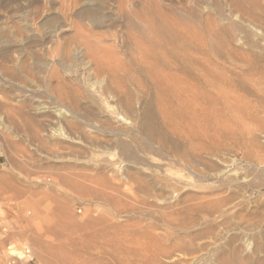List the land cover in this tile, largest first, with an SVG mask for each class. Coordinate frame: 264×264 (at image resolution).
<instances>
[{
	"label": "rangeland",
	"instance_id": "obj_1",
	"mask_svg": "<svg viewBox=\"0 0 264 264\" xmlns=\"http://www.w3.org/2000/svg\"><path fill=\"white\" fill-rule=\"evenodd\" d=\"M116 1L0 0V264H264V0Z\"/></svg>",
	"mask_w": 264,
	"mask_h": 264
},
{
	"label": "bare ground",
	"instance_id": "obj_2",
	"mask_svg": "<svg viewBox=\"0 0 264 264\" xmlns=\"http://www.w3.org/2000/svg\"><path fill=\"white\" fill-rule=\"evenodd\" d=\"M125 0H118V2H117V5H116V10L117 11H119L120 13L121 12H123V11H125V9L127 10V11H125L126 13L128 12L129 13V11L130 10H132V8L131 7H128L127 5H126V3L124 2ZM143 1V0H142ZM126 2H127V0H126ZM145 2V1H144ZM146 2H148L147 0H146ZM145 2V3H146ZM150 2H152V1H150ZM155 2V1H154ZM143 3V2H142ZM233 3H237V2H233ZM150 4V3H149ZM148 4V5H149ZM145 5V4H144ZM155 5V4H154ZM153 5V6H154ZM152 6V7H153ZM89 8V7H88ZM93 8V9H92ZM98 8H101V7H98ZM143 8V7H142ZM86 9H87V7H86ZM83 10V9H82ZM99 10V9H98ZM142 10V9H141ZM148 10V9H147ZM100 11V10H99ZM83 12V11H82ZM81 12V13H82ZM85 12H86V10H85ZM87 12H88V14H90L91 13V15H90V19L93 17V16H95L94 14L96 13L95 12V9H94V7H91V9H88L87 10ZM87 12H86V14H87ZM101 12V11H100ZM116 11H114V13H115ZM133 12V14H134V11L132 10L131 11V13ZM79 13H80V11H79ZM79 13H78V17L80 16L79 15ZM139 13V12H138ZM82 15H83V17L85 16L83 13H82ZM125 15V14H124ZM119 16V15H118ZM56 18L57 16L55 15V16H53V18ZM81 17V16H80ZM128 17V16H127ZM51 18V17H50ZM52 18V19H53ZM58 18V17H57ZM86 20H87V18L86 17H84ZM88 18V20H90ZM102 18V17H101ZM101 18H100V20H101ZM51 19V20H52ZM95 19V18H94ZM47 20V19H46ZM46 20H45V22H46ZM57 20V19H56ZM103 20V19H102ZM101 20V21H102ZM145 20V19H144ZM156 19H154V21H155ZM50 21V20H49ZM54 21V20H53ZM60 21V20H59ZM83 21H85L84 19H83ZM101 21H99V22H101ZM44 22V23H45ZM48 22V21H47ZM62 22V21H61ZM86 22V21H85ZM84 22V24H86ZM91 22H92V20H91ZM59 23V22H58ZM87 23H89L90 24V22H87ZM103 23V22H102ZM101 23V24H102ZM77 24V23H76ZM89 24H88V27H89ZM142 24V23H141ZM62 25H64V24H62ZM126 25V24H125ZM77 26V25H76ZM87 26V25H86ZM130 26V25H129ZM154 26V25H153ZM59 28H60V25L58 26ZM57 27V28H58ZM62 27V26H61ZM83 27H84V25H83ZM83 27H81V28H83ZM91 28V30H92V27H90ZM90 28L89 29H84V31H81L82 32V36L81 37H79L80 38V40H78L79 42H78V45H79V43H83V44H81V45H84L85 46V48L87 49V51H88V53L89 54H91V55H93L92 53H93V51L92 50H94V48L96 49V46H95V44H90V42H89V39L91 38V36L93 35L92 34V31L90 30ZM77 29V28H76ZM79 29H80V27H79ZM18 30V29H17ZM59 31V30H58ZM155 31V30H154ZM20 32V31H19ZM56 32V31H55ZM75 32H76V30H75ZM80 32V31H79ZM98 32V31H97ZM100 32V31H99ZM76 33H78V32H76ZM101 33V32H100ZM104 33V32H103ZM102 33V34H103ZM129 33V32H128ZM158 34V33H157ZM157 34L155 35V36H157ZM49 35H51V33L49 34ZM68 35V34H67ZM71 35V34H70ZM78 35V34H77ZM80 35V34H79ZM78 35V36H79ZM105 35V34H104ZM103 35V36H104ZM126 35V34H125ZM129 35V34H128ZM127 35V36H128ZM131 35V34H130ZM162 35H164V34H162ZM66 36V35H65ZM93 36H99V35H93ZM68 37H70V36H68ZM73 37V36H72ZM73 38H76V37H73ZM127 38V37H126ZM144 38V37H143ZM147 38V37H146ZM162 38H164L165 40H167V37L165 38V36L164 37H162ZM65 39H67L66 37H65ZM101 39V38H100ZM128 39V38H127ZM132 39V38H131ZM134 39V38H133ZM148 39V38H147ZM151 39H154L153 37L151 38ZM164 39H162V40H164ZM169 39H170V37H169ZM67 40H69V38L67 39ZM67 40H66V42H67ZM74 40H76V39H74ZM73 40V41H74ZM96 40V39H95ZM102 40H103V38H102ZM161 40V41H162ZM164 40V41H165ZM72 41V42H73ZM77 41V40H76ZM92 41V43L93 42H96V41H94V40H91ZM138 41V40H137ZM155 41V40H154ZM169 42H170V40H169ZM62 43V42H61ZM68 43V42H67ZM119 43V42H118ZM121 43V42H120ZM123 43V42H122ZM151 43V42H150ZM168 43V42H167ZM171 43V42H170ZM173 44V43H172ZM59 45V44H58ZM61 45V44H60ZM166 45V44H165ZM169 45V44H168ZM167 45V46H168ZM174 45V44H173ZM173 45H170V46H173ZM65 46V45H64ZM63 46V47H64ZM80 46V45H79ZM91 46H92V49H91ZM160 46V45H159ZM63 47H61L62 49H63ZM67 47V46H66ZM174 47H176V46H174ZM54 48V47H53ZM52 48V49H53ZM56 48V47H55ZM58 49H59V47H57ZM102 48V47H101ZM108 48H110V47H108ZM160 48V47H159ZM171 48H173V47H171ZM51 49V50H52ZM58 49H56V50H58ZM79 49H82L81 47L79 48ZM103 49V48H102ZM54 51V49L52 50V53L53 52H55V53H57V51ZM66 50V49H65ZM68 50V49H67ZM114 50V49H113ZM61 51V50H60ZM60 51L58 50V52L60 53ZM70 50H68V52H69ZM83 51V50H82ZM170 51V50H169ZM178 51V50H177ZM104 52V51H103ZM113 52V51H112ZM175 52V51H174ZM54 53V54H55ZM58 53V54H59ZM106 53V52H105ZM164 53V52H163ZM61 54V53H60ZM77 54V53H76ZM146 54V53H145ZM86 55V54H85ZM137 55V54H136ZM140 55V54H139ZM57 56V55H56ZM63 56H65L64 54H63ZM67 56V55H66ZM90 56V55H89ZM103 56V55H102ZM115 56V55H114ZM164 56V55H163ZM180 56V55H179ZM81 57V56H80ZM100 57V56H99ZM98 57V58H99ZM174 57V56H173ZM172 57V58H173ZM87 58H88V55H87ZM86 58V59H87ZM93 58H95V57H93ZM110 58V57H109ZM61 62H63V57H61ZM90 59H91V57H90ZM90 59H87V60H90ZM97 59V58H96ZM108 59V58H107ZM166 59V58H165ZM59 60V59H58ZM81 60V59H80ZM83 60H84V58H83ZM101 60V59H100ZM26 61V60H25ZM25 61H24V63H25ZM37 61V60H36ZM45 61V60H44ZM43 61V62H44ZM82 61V60H81ZM91 61V60H90ZM93 61H94V59H93ZM109 61V60H108ZM107 61V62H108ZM120 61H122V60H120ZM175 61H177L176 59H175ZM174 61V62H175ZM95 62V61H94ZM97 62V61H96ZM22 63V62H21ZM35 63V62H34ZM44 63H46V65L47 64H49V63H47L46 61L44 62ZM88 63V62H87ZM90 63V62H89ZM110 63V62H109ZM181 63V62H180ZM192 63V62H191ZM64 64V63H63ZM125 64V63H124ZM123 64V65H124ZM172 64V63H171ZM178 64V63H177ZM21 65H27V61H26V63L25 64H21ZM38 65H40V63H38ZM107 65V64H106ZM109 65V64H108ZM121 66H122V64H120ZM174 65V64H173ZM180 65V64H179ZM197 66H200V65H198V63L196 64ZM29 66H32V65H30L29 64ZM42 66V65H41ZM43 66H45V64L43 65ZM6 67V66H5ZM19 67H22V66H19ZM23 67H25V66H23ZM22 67V68H23ZM119 67V66H118ZM124 67V66H123ZM168 67V66H167ZM8 68V67H7ZM10 68V67H9ZM26 68H27V66H26ZM37 68H40V66L39 67H37ZM46 68V67H45ZM48 68V67H47ZM104 68H107V67H104ZM120 68V67H119ZM126 68V67H125ZM183 68V67H182ZM187 68V67H186ZM12 69V68H11ZM25 69V68H24ZM41 69V68H40ZM43 69H44V67H43ZM99 68H97V70H98ZM127 69V68H126ZM184 69V68H183ZM23 70V69H22ZM28 70V69H27ZM26 70V73H25V75H27V77H28V73L27 72H29V70L27 71ZM38 70V69H37ZM103 70V69H102ZM106 70H108V69H105V71ZM110 70V69H109ZM188 70V69H187ZM14 71V70H13ZM16 71V70H15ZM24 72H25V70H23ZM22 71V72H23ZM39 71H41L42 72V69L41 70H39ZM56 71V70H55ZM104 71V72H105ZM112 71H114L113 69H112ZM117 71V70H116ZM126 71V70H125ZM183 71V70H182ZM54 72V68H53V70H50L49 69V75L50 76H52L53 77V74H55V73H53ZM108 71H106V73H107ZM122 72V71H121ZM124 72V71H123ZM57 73V72H56ZM101 73V72H100ZM12 74V73H11ZM13 74H15V73H13ZM24 74V73H23ZM43 74V73H42ZM116 74V73H115ZM126 74V73H125ZM163 74V73H162ZM98 76H101V74L99 75V74H97ZM106 75V74H105ZM29 76H30V73H29ZM110 76H111V74H110ZM166 76H167V74H166ZM169 76V75H168ZM167 76V77H168ZM174 76V75H173ZM48 77V76H47ZM115 77H116V75H115ZM160 77V76H159ZM172 77V76H171ZM171 77H170V79H171ZM189 77V76H188ZM198 77V76H197ZM166 78V77H165ZM186 78V77H185ZM116 79H118V77L116 78ZM120 79V78H119ZM163 79V78H162ZM168 79V78H167ZM192 79V78H191ZM98 80V79H97ZM111 80H113V79H111ZM123 80H125V79H123ZM131 79H129L128 80V78H127V81H130ZM173 80V79H172ZM177 80V79H176ZM175 80V81H176ZM100 81H102V80H100ZM120 81H121V79H120ZM168 81V80H167ZM192 81V80H191ZM111 82H113V81H111ZM125 82V81H124ZM182 82V81H181ZM241 82V81H240ZM105 83H108V82H105ZM119 83V82H118ZM120 83H122V81L120 82ZM130 83H131V81H130ZM165 83V82H164ZM180 83V82H179ZM194 83H195V81H194ZM245 83V82H244ZM97 84V83H96ZM112 84H115V83H112ZM169 84V83H168ZM190 84V83H189ZM124 85V84H123ZM170 85V84H169ZM172 85V84H171ZM118 86V85H117ZM161 86V85H160ZM159 86V87H160ZM180 86V85H179ZM179 86L177 87V88H179ZM189 86V85H188ZM211 86V85H210ZM238 86V85H237ZM103 87V86H102ZM101 87V88H102ZM164 87V86H163ZM168 87V86H167ZM192 87V86H191ZM194 87V86H193ZM231 87V86H230ZM176 88V87H175ZM214 88V87H213ZM103 89V92H108V93H110V94H108V95H113V96H118L119 95V93H121L123 90L120 88V87H104V88H102ZM126 89V88H125ZM127 89H128V87H127ZM126 89V90H127ZM169 89V88H168ZM186 89H187V87H186ZM215 89V88H214ZM80 90V89H79ZM99 90H100V86H99ZM125 90V91H126ZM167 90V89H166ZM176 90V89H175ZM205 91V90H204ZM213 91V90H212ZM77 92H79V91H77ZM128 92V91H127ZM169 92V91H168ZM194 92V91H193ZM200 92V91H199ZM215 92V91H214ZM218 93H219V96H218V99L216 100V102H217V104L218 103H220V104H218L219 105V110L218 111H220V112H222L224 115H226V114H228V113H231V112H234L235 110H236V107H237V103H238V99L233 95V92L231 93V92H229V91H225V90H223V89H220V90H218L217 91ZM174 93V92H173ZM195 93V92H194ZM212 93V92H211ZM103 94V93H102ZM122 94V93H121ZM170 95H172L171 93H169ZM180 94H182V93H180ZM199 94V93H198ZM210 94V93H209ZM214 94V93H213ZM217 94V93H216ZM215 94V95H216ZM124 95V94H123ZM126 95V94H125ZM177 95V94H176ZM218 95V94H217ZM184 96V95H183ZM196 96H197V94H196ZM204 96V95H203ZM176 97L177 96H175V100H176ZM191 97V96H190ZM210 97H211V95H210ZM173 98V97H172ZM188 98H189V96H188ZM117 100H118V98H116ZM120 99V98H119ZM174 99V98H173ZM199 99V98H198ZM189 100H191V99H189ZM210 101V100H209ZM120 102V101H119ZM169 102V101H168ZM184 102V101H183ZM191 102V101H190ZM197 102V101H196ZM193 103V102H192ZM181 104V103H180ZM183 104V103H182ZM199 104V103H198ZM206 104V103H205ZM212 104V103H211ZM251 104V103H250ZM171 105V104H170ZM188 105V104H187ZM200 105V104H199ZM204 105V104H203ZM190 106H191V103H190ZM194 106V105H193ZM206 107V106H205ZM199 108H200V106H199ZM203 107L201 106V109H202ZM250 108V107H249ZM263 108V107H262ZM194 109V108H193ZM203 110V109H202ZM206 110H207V108H206ZM209 110V109H208ZM211 110L212 109H210V111L209 112H211ZM214 110V109H213ZM212 110V111H213ZM240 110V109H239ZM238 110V111H239ZM201 111V110H200ZM205 111V110H204ZM192 112H193V110H192ZM189 113V112H188ZM189 114H191V113H189ZM208 115H209V113H207ZM213 114V113H212ZM216 114V113H215ZM214 114V115H215ZM195 115H197V114H195ZM194 115V116H195ZM199 115V114H198ZM222 115V114H221ZM193 117V116H192ZM214 117V116H213ZM31 118V117H30ZM192 119H197V118H192ZM203 119V118H202ZM200 121V120H199ZM193 136V135H192ZM196 139V138H195ZM203 147H204V145H203ZM199 152V151H198ZM124 154V153H123ZM192 155V154H191ZM176 158H177V155L175 156ZM174 157V158H175ZM179 157V156H178ZM185 157V156H184ZM173 158V159H174ZM182 158V157H181ZM180 158V159H181ZM187 160V159H186ZM175 161H177V160H175ZM174 161V162H175ZM135 167H136V165H135ZM71 168V167H70ZM162 169V168H161ZM100 173V172H99ZM160 173V172H159ZM153 174V173H152ZM108 175V174H107ZM151 175V174H150ZM154 175V174H153ZM152 176V175H151ZM158 176V175H157ZM119 177V176H118ZM125 179H127V180H129V182L130 181H132V182H134V185H135V188L138 190V191H140L141 193H142V195H137V194H135L134 192L133 193H131L130 195H128L129 196V199H130V201L132 202V203H147V204H149V203H153V202H157V201H160V203H161V205H164V206H173L174 207V205L176 206V204H178L179 202H180V199L182 198V197H179L180 195H178L177 197H175L174 196V198H172L171 196H170V198H168V197H166V198H161V195H162V192H163V190L162 189H159V186L160 185H157L159 182H160V180L159 181H157L158 179H154L155 181H153L154 183H150L149 181H146V182H144V180L143 181H141V180H138L133 174H131V173H127V175L125 174ZM150 177V176H149ZM153 177V176H152ZM161 178V177H160ZM150 179V178H149ZM152 180H153V178H151ZM166 180V179H165ZM115 181V180H114ZM162 181H164V179L162 180ZM169 181V180H168ZM172 181V180H171ZM152 182V181H151ZM179 182V181H178ZM177 182V183H178ZM164 183V182H163ZM166 183V182H165ZM168 183V182H167ZM122 184V183H121ZM162 184V183H161ZM113 185V184H112ZM111 184H110V186H112ZM116 185V184H115ZM118 185V184H117ZM128 185V184H127ZM184 185V184H183ZM183 185L182 186H179V185H172L171 186V188L173 189V190H175V191H179L178 193H180V194H183V192L184 191H186V187H185V190H184V188H183ZM114 186V185H113ZM113 186H112V188H113ZM119 187H120V185H118ZM166 186H168V184H166ZM96 187V186H95ZM134 187V186H133ZM132 186H131V188L132 189H134ZM182 187V188H181ZM118 188V187H117ZM162 188V187H161ZM116 189V188H115ZM130 188H128L127 187V190H129ZM164 189V188H163ZM165 189H166V187H165ZM119 190V189H118ZM117 190V191H118ZM121 191V190H120ZM132 191V190H131ZM165 191V190H164ZM139 192V193H140ZM164 193V192H163ZM176 194V193H175ZM109 196V195H108ZM163 196V195H162ZM182 196V195H181ZM161 199H160V198ZM186 198V197H185ZM188 198V197H187ZM160 199V200H159ZM108 200V199H107ZM117 200V199H116ZM83 201V200H82ZM111 201V200H110ZM109 201V202H110ZM186 201V200H185ZM95 202V201H94ZM108 202V203H109ZM111 203V202H110ZM116 203V202H115ZM112 204H114L113 202H112ZM118 204V203H117ZM180 204V203H179ZM153 205V204H152ZM185 205V204H184ZM141 206V205H140ZM163 206V207H164ZM220 206H222V205H220ZM204 207V206H203ZM216 208V207H215ZM220 208H222V207H220ZM216 210L218 211V209L216 208ZM221 210V209H220ZM224 211V210H223ZM223 211L221 210V213H223ZM67 212V211H66ZM214 212V211H213ZM226 212H227V210H226ZM199 213V212H198ZM69 215V214H68ZM217 215V214H216ZM224 215H225V212H224ZM40 216V215H39ZM61 217V216H60ZM100 223V222H99ZM81 229V228H80ZM48 233V232H47ZM264 243V242H263ZM69 244L70 245H73V246H76V242L75 241H71V242H69ZM263 245V244H262ZM44 246V245H43ZM261 246V245H260ZM264 246V245H263ZM262 246V248L264 249V247ZM49 247V246H48ZM61 247V246H60ZM8 249H11V246H8L7 247ZM45 248V247H44ZM27 251L26 252H24V249L23 250H21V251H19V250H14V249H11L10 251H9V257L11 258L10 259V262L12 263V264H15V262L17 261V259H20L21 257H24L25 255H27V254H29V252H30V249H28V248H25ZM256 251V250H255ZM14 256V257H13ZM51 256V255H50ZM14 258V259H13ZM64 258V257H63ZM62 258V259H63ZM47 259V258H46ZM44 259L43 257L42 258H39V261L40 262H42V263H44V262H48V260L49 259ZM143 261H145V260H143ZM226 261V260H225ZM234 261V260H233ZM218 262V261H217ZM232 261H230V263H231ZM257 262H258V260H257ZM260 262H262L261 260L258 262V263H260ZM136 263V262H135ZM256 263V262H255ZM226 264H228L227 262H226Z\"/></svg>",
	"mask_w": 264,
	"mask_h": 264
},
{
	"label": "built area",
	"instance_id": "obj_3",
	"mask_svg": "<svg viewBox=\"0 0 264 264\" xmlns=\"http://www.w3.org/2000/svg\"><path fill=\"white\" fill-rule=\"evenodd\" d=\"M27 250L26 249H24V252H26Z\"/></svg>",
	"mask_w": 264,
	"mask_h": 264
}]
</instances>
